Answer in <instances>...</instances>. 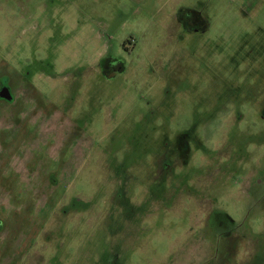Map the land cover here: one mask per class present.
<instances>
[{"label":"rangeland","instance_id":"rangeland-1","mask_svg":"<svg viewBox=\"0 0 264 264\" xmlns=\"http://www.w3.org/2000/svg\"><path fill=\"white\" fill-rule=\"evenodd\" d=\"M36 4L0 0V264H264V0Z\"/></svg>","mask_w":264,"mask_h":264},{"label":"flooded vegetation","instance_id":"flooded-vegetation-1","mask_svg":"<svg viewBox=\"0 0 264 264\" xmlns=\"http://www.w3.org/2000/svg\"><path fill=\"white\" fill-rule=\"evenodd\" d=\"M34 0H26V3H31ZM47 1V0H46ZM46 1L44 0H36L37 4L36 6H34L33 8L30 9L29 13L32 11H37V10H42L44 9V6H46ZM28 13V16H29ZM44 16H46V11H44V13L41 14V17L43 18ZM192 17L193 18H186L183 19V21L181 20L179 22V24L183 27H185L186 29L190 30V31H194L196 28H198L199 30V18H197L196 16H194V13H192ZM197 30V29H196ZM98 63V68H99V72L103 75H107V76H112L114 73H117L118 71H120L122 69V65L121 62L119 61V59L113 58L108 52L104 53L97 61ZM85 70V69H84ZM83 70V72H84ZM94 71H97V69L95 68ZM81 73V72H80ZM92 73V71L90 72ZM6 77L4 75L3 78H5V80H1L0 81V100L2 102L5 103H10L13 100L14 95L11 93V87L9 86V78ZM4 95V96H1ZM6 95L10 97V99L6 98ZM182 138H179V140H171V141H166L165 144L163 145L164 148H167L166 151L168 150V154L165 153L163 154V156H161L160 158H158V168L156 169V174L158 177H162L165 173H173L174 169H176L177 167H180V165H183V163H185L188 160V155L191 152V149H188V152L185 154L184 152L187 151L186 148V143H183ZM215 147L208 149V148H203L204 150L202 152L205 153H209V151L213 150ZM212 154V152H210ZM201 170H203L204 168L207 169V166H200L199 167ZM177 180V178L175 176H171L169 179L170 185L172 186L173 183H175ZM176 192H178L179 196L178 198H191L190 196L192 195V188L189 187V185H184V186H179V187H174L173 188V193L176 194ZM189 195V196H188ZM210 214H212V211H209L206 219L207 221L210 218ZM1 227V225H0Z\"/></svg>","mask_w":264,"mask_h":264},{"label":"water","instance_id":"water-1","mask_svg":"<svg viewBox=\"0 0 264 264\" xmlns=\"http://www.w3.org/2000/svg\"><path fill=\"white\" fill-rule=\"evenodd\" d=\"M1 96H4V95H2V94H1ZM4 97H5V96H4ZM6 98H7V99H10V97H9V96H7V95H6Z\"/></svg>","mask_w":264,"mask_h":264}]
</instances>
